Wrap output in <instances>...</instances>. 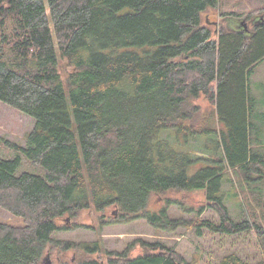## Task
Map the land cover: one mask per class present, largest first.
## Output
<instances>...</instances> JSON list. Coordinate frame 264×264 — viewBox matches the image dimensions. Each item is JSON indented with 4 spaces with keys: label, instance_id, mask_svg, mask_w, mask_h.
Returning a JSON list of instances; mask_svg holds the SVG:
<instances>
[{
    "label": "trees",
    "instance_id": "trees-1",
    "mask_svg": "<svg viewBox=\"0 0 264 264\" xmlns=\"http://www.w3.org/2000/svg\"><path fill=\"white\" fill-rule=\"evenodd\" d=\"M220 4L0 0V101L35 118L26 146L8 143L44 168L17 174L20 157H0V207L23 221H0V264H42L51 248L88 253L72 264H194L160 241L108 251L100 242L56 238L88 227L80 217L90 208L101 217L114 207L102 225L146 219L167 232L264 234L257 221L232 219L222 191L228 170L264 181V111L250 85L264 59V0L247 15V30L220 26L214 36L202 13ZM61 58L71 70H62ZM202 95L214 114L195 103ZM193 190L208 203L199 213L212 208L221 222L150 209L153 194L181 206L169 193ZM220 264L263 263L230 253Z\"/></svg>",
    "mask_w": 264,
    "mask_h": 264
},
{
    "label": "rangeland",
    "instance_id": "rangeland-1",
    "mask_svg": "<svg viewBox=\"0 0 264 264\" xmlns=\"http://www.w3.org/2000/svg\"><path fill=\"white\" fill-rule=\"evenodd\" d=\"M221 4L217 9L209 7L202 13L203 24L208 25L214 36H217L218 28H225L241 31L243 25L241 20L247 21L249 13H256L259 0H220ZM244 13L241 18L224 16L228 12ZM248 18V17H247ZM251 23V21H249ZM218 26V27H217ZM250 35V33H247ZM60 66L64 72L71 70L66 59L61 58ZM251 94L256 98L257 109L264 111V59L255 67L250 77ZM196 104L201 106L204 114H214L215 107L207 97L202 95ZM35 125V118L20 110L0 101V157L14 159L20 157L21 162L17 174L29 172L41 175L44 168L30 163L27 156L17 147H12L8 142L26 146L27 135ZM168 132V131H167ZM201 138H205L199 136ZM211 137H208L209 139ZM201 144V142H200ZM206 141H204L205 147ZM193 152H199L203 157L211 155L202 150L192 148ZM200 164H198L199 166ZM222 191L225 203L230 210L232 219L236 222L249 218L264 225V181H249L240 171L228 170L223 176ZM169 195L181 199L184 205H167L164 198L153 194L150 199V209L159 210L168 207L171 217H178L187 220L208 219L214 222H221L219 214L212 208L199 213L200 208H206L208 203L203 191L175 192ZM187 208H192L188 211ZM114 207L109 208L106 214H100L93 208L82 212L80 222L88 227L62 230L55 234L61 240H72L75 242H100L103 250L121 251L130 246L138 239L160 241L173 247L186 260L194 264H220L221 259L230 253L238 254L242 259L250 263L262 262L264 264V234L258 235L255 231H244L241 233H215L203 229L197 233L194 227H180L175 231L167 232L152 226L146 219H138L128 223L101 224L105 217L113 216ZM0 221L13 224H22L21 218L12 215L0 207ZM65 224V221H60ZM142 253V248H135L131 254L136 256ZM92 255V254H90ZM95 256L99 257L98 254ZM88 257V253L75 250H61L51 248L43 256L42 264L75 263L78 260Z\"/></svg>",
    "mask_w": 264,
    "mask_h": 264
},
{
    "label": "water",
    "instance_id": "water-1",
    "mask_svg": "<svg viewBox=\"0 0 264 264\" xmlns=\"http://www.w3.org/2000/svg\"><path fill=\"white\" fill-rule=\"evenodd\" d=\"M241 23H242V25H243V28H244L245 30H247V29H248V24H247V22H246L245 20H241Z\"/></svg>",
    "mask_w": 264,
    "mask_h": 264
}]
</instances>
